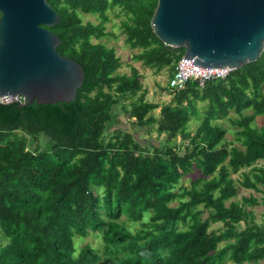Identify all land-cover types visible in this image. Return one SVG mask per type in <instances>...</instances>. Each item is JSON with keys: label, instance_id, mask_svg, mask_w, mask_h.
<instances>
[{"label": "trees", "instance_id": "trees-1", "mask_svg": "<svg viewBox=\"0 0 264 264\" xmlns=\"http://www.w3.org/2000/svg\"><path fill=\"white\" fill-rule=\"evenodd\" d=\"M47 2L60 17L51 28L61 40L57 52L81 65L84 81L70 103L0 104V264L264 260V226L247 208L260 201H234L230 176L243 171L240 186L255 192L264 186V125H253L264 116V51L203 87L191 80L174 89L167 81L171 100L159 106L145 99L137 70L117 73L121 59L99 42L109 33L107 11L118 8L126 17L125 43L141 50L133 59L154 73L167 69L169 80L184 49L154 35L157 0ZM80 13L101 22L84 24ZM199 114L191 133L188 124ZM117 115L153 128L162 140H136L115 126ZM224 119L235 127L238 146L226 141L227 129L218 124ZM88 236L98 237L101 248Z\"/></svg>", "mask_w": 264, "mask_h": 264}, {"label": "water", "instance_id": "water-1", "mask_svg": "<svg viewBox=\"0 0 264 264\" xmlns=\"http://www.w3.org/2000/svg\"><path fill=\"white\" fill-rule=\"evenodd\" d=\"M59 14L47 0H0V98L70 103L84 69L57 52ZM150 27L199 68L239 69L264 51V0H157Z\"/></svg>", "mask_w": 264, "mask_h": 264}, {"label": "rangeland", "instance_id": "rangeland-1", "mask_svg": "<svg viewBox=\"0 0 264 264\" xmlns=\"http://www.w3.org/2000/svg\"><path fill=\"white\" fill-rule=\"evenodd\" d=\"M107 17L108 20L105 24L106 31H108V36L99 40V42L105 44L107 47H113L115 49L116 55L121 59L122 66L120 69H118L117 73L119 74H130V70L132 68L136 69L137 72L141 76V83L143 90L146 91V100L149 102L157 103L159 106H163L165 104H168L171 100V95H169L165 90V84L168 81L169 73L167 69H163L158 73H154L151 69L144 68L140 62L133 59V56L137 53H139L140 49H130V47L125 43V35L121 33V25L122 21L126 19L125 15L121 12H119L118 8H115L113 10L107 11ZM82 22L85 23H91V24H98L101 22V19L97 14H79ZM199 107L202 105L199 104ZM119 108V107H118ZM199 113H201V110L199 109ZM245 114L251 113L250 110H246L244 112ZM154 116H158V110L154 112ZM201 114L198 115L197 118L192 119L190 123L188 124V131L191 133H194L198 123L201 119ZM230 117H235L233 114L229 115ZM118 123H116V127L122 130L123 132L127 133H133L135 139L145 140L140 142L150 143L158 145V142L162 140V136L156 135L153 128L150 129H142L137 128L134 125H132L130 120H127L126 116H120L117 115ZM218 124H221L223 127L227 129V135H226V141H231L233 145L238 146L239 144L234 141V129L230 122L227 119H224L220 121ZM253 125H264V116L257 117L255 121L253 122ZM187 141H185L186 143ZM264 166V164H263ZM242 174L243 171H239V173H231L230 176L235 180V187L237 189V194L233 198L234 201L240 202L243 197H249L253 196L258 201H260L259 205H248V209H251L253 212V222L264 226V186H260L259 188L262 191L255 192L251 189H246L240 186L238 182L242 180ZM183 185L187 188L190 186V177L185 176L182 181ZM203 217H206V214L203 215ZM220 224H212L211 228L215 229L219 227ZM1 241V240H0ZM89 243H91L93 246L97 248H101L100 239L98 237H91L88 236V238L85 240ZM223 264H234L230 259L229 255L224 260ZM252 264V263H250ZM256 264H264V260L259 261Z\"/></svg>", "mask_w": 264, "mask_h": 264}, {"label": "built area", "instance_id": "built-area-1", "mask_svg": "<svg viewBox=\"0 0 264 264\" xmlns=\"http://www.w3.org/2000/svg\"><path fill=\"white\" fill-rule=\"evenodd\" d=\"M230 70L223 68H199L192 64L191 59L181 58L168 80L169 87L174 89H181L188 81L194 80L200 87H203L207 81L224 79L228 76ZM23 98L16 97H1L0 104L18 103L22 104Z\"/></svg>", "mask_w": 264, "mask_h": 264}]
</instances>
